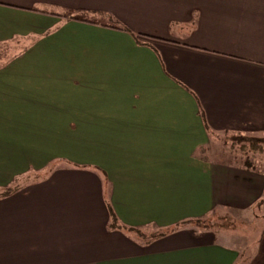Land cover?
Segmentation results:
<instances>
[{"label":"crops","instance_id":"0c3cea01","mask_svg":"<svg viewBox=\"0 0 264 264\" xmlns=\"http://www.w3.org/2000/svg\"><path fill=\"white\" fill-rule=\"evenodd\" d=\"M263 124L264 0H0V264H236L197 152Z\"/></svg>","mask_w":264,"mask_h":264},{"label":"rangeland","instance_id":"374dc122","mask_svg":"<svg viewBox=\"0 0 264 264\" xmlns=\"http://www.w3.org/2000/svg\"><path fill=\"white\" fill-rule=\"evenodd\" d=\"M258 131L252 135L263 137L264 124ZM249 137H252L251 134ZM230 147L223 149L217 145L212 151L209 148V151L200 150L197 153L213 161L214 170L221 168L234 172L232 182L226 184V188L230 186L234 190L233 196L225 200L217 188L214 211L202 217L200 223L191 220L186 226L200 232L212 231L216 240L237 249L241 256L236 264H264V145L239 142ZM75 162L71 160L69 164L76 165ZM65 163L64 159L56 161L55 165L48 166L41 173Z\"/></svg>","mask_w":264,"mask_h":264},{"label":"trees","instance_id":"16d2710c","mask_svg":"<svg viewBox=\"0 0 264 264\" xmlns=\"http://www.w3.org/2000/svg\"><path fill=\"white\" fill-rule=\"evenodd\" d=\"M63 17L75 19L78 21H84V22L91 21L89 16L87 14H84V13L71 14V12H68V13L64 14ZM229 138L232 139V144L239 143V142H241V143L248 142V144H254L256 146H259L260 144L264 145V136L263 137L231 136ZM237 140H238V142H237ZM7 191H9V189ZM191 220H195L197 223H200L199 221L201 220V218L191 219ZM191 220H186L184 222V224L190 222ZM155 236H157L156 233H154L152 235V237H155Z\"/></svg>","mask_w":264,"mask_h":264}]
</instances>
